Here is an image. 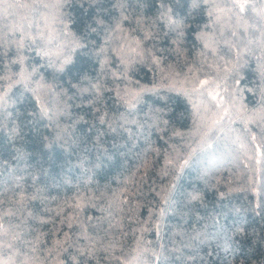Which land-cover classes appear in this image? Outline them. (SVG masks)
I'll return each instance as SVG.
<instances>
[{
	"label": "trees",
	"instance_id": "1",
	"mask_svg": "<svg viewBox=\"0 0 264 264\" xmlns=\"http://www.w3.org/2000/svg\"><path fill=\"white\" fill-rule=\"evenodd\" d=\"M0 264H264V0H0Z\"/></svg>",
	"mask_w": 264,
	"mask_h": 264
},
{
	"label": "rangeland",
	"instance_id": "2",
	"mask_svg": "<svg viewBox=\"0 0 264 264\" xmlns=\"http://www.w3.org/2000/svg\"><path fill=\"white\" fill-rule=\"evenodd\" d=\"M202 99H204L203 98V96L202 95H199V96H197L195 99H194V101H196V103H202Z\"/></svg>",
	"mask_w": 264,
	"mask_h": 264
},
{
	"label": "snow or ice",
	"instance_id": "3",
	"mask_svg": "<svg viewBox=\"0 0 264 264\" xmlns=\"http://www.w3.org/2000/svg\"><path fill=\"white\" fill-rule=\"evenodd\" d=\"M238 6L241 8V10H243V8L245 7V4H239ZM17 62L18 63H22L23 61L22 60H19Z\"/></svg>",
	"mask_w": 264,
	"mask_h": 264
}]
</instances>
